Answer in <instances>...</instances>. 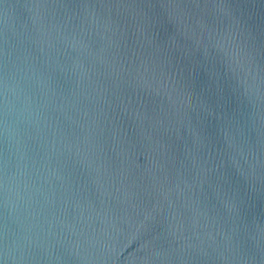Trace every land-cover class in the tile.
Instances as JSON below:
<instances>
[{
	"label": "water",
	"instance_id": "95a60500",
	"mask_svg": "<svg viewBox=\"0 0 264 264\" xmlns=\"http://www.w3.org/2000/svg\"><path fill=\"white\" fill-rule=\"evenodd\" d=\"M0 264H264V0H0Z\"/></svg>",
	"mask_w": 264,
	"mask_h": 264
}]
</instances>
